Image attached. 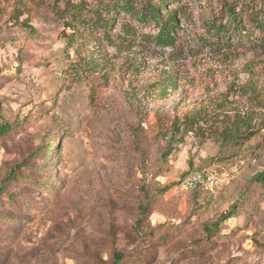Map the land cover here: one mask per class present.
I'll return each instance as SVG.
<instances>
[{
  "label": "rangeland",
  "instance_id": "1",
  "mask_svg": "<svg viewBox=\"0 0 264 264\" xmlns=\"http://www.w3.org/2000/svg\"><path fill=\"white\" fill-rule=\"evenodd\" d=\"M180 2L193 14L180 20V50L144 45L127 61L136 70L112 58L94 87L65 83L66 42L50 12L22 29L3 5L0 116L13 129L0 139V264H264V187L252 182L264 129L238 145L187 135L170 146L172 121L245 83L254 54L192 46L201 7L215 1ZM204 169L230 178L213 193L185 188Z\"/></svg>",
  "mask_w": 264,
  "mask_h": 264
},
{
  "label": "trees",
  "instance_id": "2",
  "mask_svg": "<svg viewBox=\"0 0 264 264\" xmlns=\"http://www.w3.org/2000/svg\"><path fill=\"white\" fill-rule=\"evenodd\" d=\"M214 1L211 9L201 7L203 33L194 37L192 46L215 54L248 46L254 58L244 71L245 83L235 82L225 93L188 106L172 121L170 146L187 135H194L200 143L213 140L221 146L238 145L264 129V0ZM6 2H12L8 7L12 9L13 26L33 30L30 20L42 10L61 23L67 58L63 74L65 83L72 87L83 82L94 87V79L109 76L112 58L121 59L123 55L126 58L119 69L129 65L130 70H136L135 63L127 61L132 53L143 55L144 45L155 50H180L176 33L180 20L193 19L180 0H0V14ZM170 6L175 9L170 11ZM12 129L13 125L0 116V139ZM16 171L12 170L4 182ZM252 182L264 187V171L256 173ZM232 214L223 219L229 220ZM121 260L118 255L115 263Z\"/></svg>",
  "mask_w": 264,
  "mask_h": 264
},
{
  "label": "built area",
  "instance_id": "3",
  "mask_svg": "<svg viewBox=\"0 0 264 264\" xmlns=\"http://www.w3.org/2000/svg\"><path fill=\"white\" fill-rule=\"evenodd\" d=\"M229 178L230 174L228 172L219 173L213 169L195 170L184 181V186L187 189L199 186L202 190L213 193Z\"/></svg>",
  "mask_w": 264,
  "mask_h": 264
}]
</instances>
